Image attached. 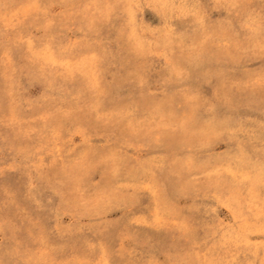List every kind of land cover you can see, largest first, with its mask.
I'll return each mask as SVG.
<instances>
[{"label":"rangeland","instance_id":"1","mask_svg":"<svg viewBox=\"0 0 264 264\" xmlns=\"http://www.w3.org/2000/svg\"><path fill=\"white\" fill-rule=\"evenodd\" d=\"M0 264H264V0H0Z\"/></svg>","mask_w":264,"mask_h":264}]
</instances>
